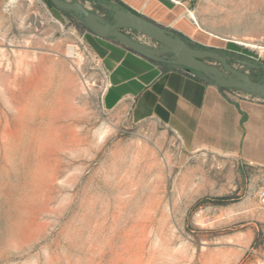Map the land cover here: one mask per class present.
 Masks as SVG:
<instances>
[{
  "label": "rangeland",
  "instance_id": "1",
  "mask_svg": "<svg viewBox=\"0 0 264 264\" xmlns=\"http://www.w3.org/2000/svg\"><path fill=\"white\" fill-rule=\"evenodd\" d=\"M186 1L229 56L264 62L236 41L264 46V0ZM84 29L43 0H0V264H264L260 186L105 108Z\"/></svg>",
  "mask_w": 264,
  "mask_h": 264
},
{
  "label": "crops",
  "instance_id": "2",
  "mask_svg": "<svg viewBox=\"0 0 264 264\" xmlns=\"http://www.w3.org/2000/svg\"><path fill=\"white\" fill-rule=\"evenodd\" d=\"M133 11L193 41L222 47L221 37L190 15L186 0H120ZM105 75L103 104L133 123L152 122L172 132L192 154L233 163L264 187V101L241 99L182 67L167 68L108 37L84 29Z\"/></svg>",
  "mask_w": 264,
  "mask_h": 264
},
{
  "label": "water",
  "instance_id": "3",
  "mask_svg": "<svg viewBox=\"0 0 264 264\" xmlns=\"http://www.w3.org/2000/svg\"><path fill=\"white\" fill-rule=\"evenodd\" d=\"M58 8L73 11L87 24L89 29L101 37H114L132 50L152 59L180 65L209 77L215 84L225 88H238L264 99V78L253 80L246 71L232 67L221 52L195 48L173 30L146 16L131 10H125L105 1L91 0L94 5L104 8V13L111 16L107 20L99 11L87 6L81 0H51ZM124 28H132L152 38L151 45L134 38ZM238 62L248 67L258 64L245 59ZM220 64L223 68H221ZM232 72L234 75L228 73Z\"/></svg>",
  "mask_w": 264,
  "mask_h": 264
},
{
  "label": "trees",
  "instance_id": "4",
  "mask_svg": "<svg viewBox=\"0 0 264 264\" xmlns=\"http://www.w3.org/2000/svg\"><path fill=\"white\" fill-rule=\"evenodd\" d=\"M43 1L46 4V6L52 11V13L54 15H57V16H58V14L59 15H66V16L71 17V18L78 17L79 18L80 25L83 28L88 29L89 31H91L89 29V27L87 26V24L82 20V18L79 15L75 14L73 11L58 8L51 0H43ZM100 1H105V2L110 3L112 5L118 6V7L122 8V9L133 11L128 6H126L124 3H122L120 0H100ZM100 8L102 10H104V8H102L101 6H100ZM174 33L176 35L184 38L189 43V45H191L192 47H195V48H204V49H212V50H216V51H219V52H225L227 54L226 51H223L224 48H222V47L206 46V45H203V44H200V43H198L196 41L191 40L190 38H188L186 35H184L181 32H175L174 31ZM108 38H110L112 40H115L116 42L124 45L122 42L118 41L114 37H108ZM221 41L223 42L224 40H221ZM124 46H126V45H124ZM127 48H129V47H127ZM129 49H131V48H129ZM148 58L151 59V60H153V61H155V62H157V63H159V64H161L163 67H167V68L182 67V68H184L187 71H190L192 73H195V77H197L199 79H202V80H205V81H212L209 77H206V76L202 75L201 73H198V72H196L194 70H188L187 68H185L183 66L175 65V64H172V63H169V62L158 61V60L152 59L150 57H148ZM263 64H264V62H263ZM219 87L221 89H224L225 88V87H221V86H219ZM203 201L204 202H212L214 204H226L229 201V197H227V196H215V197H210V198H204Z\"/></svg>",
  "mask_w": 264,
  "mask_h": 264
},
{
  "label": "built area",
  "instance_id": "5",
  "mask_svg": "<svg viewBox=\"0 0 264 264\" xmlns=\"http://www.w3.org/2000/svg\"><path fill=\"white\" fill-rule=\"evenodd\" d=\"M126 32L128 34H130L131 36H133L134 38L139 39L143 42H147L150 44V42L152 41L153 45L156 44V42L152 38L146 36L142 32H139V31L134 30L132 28H128V30ZM133 32L137 33L138 36L135 37ZM147 40H150V41L148 42ZM193 74L195 76V73H193ZM225 89L227 90L228 93L235 95L236 97L241 98V99H248V100H254V101H264V99L259 97L258 95H255L253 93H250V92L238 89V88H225ZM257 197H258L260 203L264 204V187L259 188V190L257 191Z\"/></svg>",
  "mask_w": 264,
  "mask_h": 264
},
{
  "label": "flooded vegetation",
  "instance_id": "6",
  "mask_svg": "<svg viewBox=\"0 0 264 264\" xmlns=\"http://www.w3.org/2000/svg\"><path fill=\"white\" fill-rule=\"evenodd\" d=\"M105 18L106 16L103 15ZM107 19V18H106ZM108 20V19H107ZM221 54H223L224 56L227 57L228 59V63L237 69H242L243 71H246L249 76L255 80V81H262V79L264 78V64L262 62H255L256 64H258L257 67H248L246 64L240 63L237 61V59H244L241 57H237V56H229L228 54H226L225 52H221ZM246 60V59H245ZM249 61V60H248ZM254 62V61H253ZM221 68H223L220 64H218ZM228 73L234 75L232 72L226 70Z\"/></svg>",
  "mask_w": 264,
  "mask_h": 264
},
{
  "label": "bare ground",
  "instance_id": "7",
  "mask_svg": "<svg viewBox=\"0 0 264 264\" xmlns=\"http://www.w3.org/2000/svg\"><path fill=\"white\" fill-rule=\"evenodd\" d=\"M190 15L196 20V22H198L199 24H202L197 16V14L193 11V10H190ZM237 42H239L240 44H245V45H248V46H251V47H257V48H261V49H264V46L262 45H259V44H256V43H253V42H250V41H247V40H242V39H236Z\"/></svg>",
  "mask_w": 264,
  "mask_h": 264
}]
</instances>
